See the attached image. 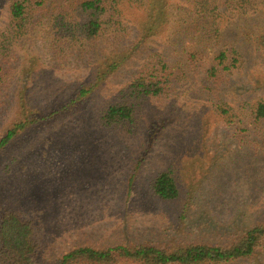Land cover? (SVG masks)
Masks as SVG:
<instances>
[{"label":"rangeland","instance_id":"1","mask_svg":"<svg viewBox=\"0 0 264 264\" xmlns=\"http://www.w3.org/2000/svg\"><path fill=\"white\" fill-rule=\"evenodd\" d=\"M6 1L0 0V31L8 23ZM176 1L188 6L186 0ZM256 9L249 17L234 12L225 23L239 20L223 38L246 60L226 89L238 100L264 97V7ZM185 12H174L171 25L183 28ZM140 17L125 20L128 31L118 42L128 48L124 57H141L65 111L59 112L74 86L92 79L88 63L61 66L41 42L29 39L19 50L22 58L13 61L15 71L0 101V139L15 124L26 126L0 151V213L20 210L44 224L40 264H55L83 247L226 246L264 222L260 136L236 130L213 112L196 83L144 102L134 127L100 123L101 113L116 102L146 57L173 55L174 44L163 32L139 40ZM174 33L176 49L192 45L188 33ZM244 128L252 132L250 125ZM167 170L174 172L180 190L172 201L152 190L155 178ZM232 264H264V250Z\"/></svg>","mask_w":264,"mask_h":264},{"label":"trees","instance_id":"2","mask_svg":"<svg viewBox=\"0 0 264 264\" xmlns=\"http://www.w3.org/2000/svg\"><path fill=\"white\" fill-rule=\"evenodd\" d=\"M186 1L188 6L178 5L176 0L6 1L8 23L0 31V101L8 85L6 79L15 71L13 61L22 58L18 53L27 39L41 42L50 59L61 66L74 61L76 66L88 63L91 67L93 76L87 81L88 86L75 85L74 94L59 112L92 95L129 62L141 57H124L128 48H122L118 42L127 34L128 21L141 16L139 40L146 35L157 38L165 33L167 41L174 44L173 55L152 52L146 57L138 73L122 86L116 102L101 113L100 123L106 127H134L144 102L167 97L178 86L191 81L207 95L213 112L236 130L259 135L264 145V97L252 100V97L242 96L238 100L226 92L236 74L245 69L246 60L236 44L224 40L227 29L239 21L225 25L228 16L236 12L238 16L247 17L257 11L256 7H264V0ZM182 11L186 12L180 17L183 28L179 29L171 25V19L177 17L174 12ZM190 16L192 21L189 22L186 17ZM177 31L182 36L189 34L190 47L183 43L182 48L176 49L178 44L173 38ZM52 114L55 112L50 116ZM245 125H250L252 132L242 130ZM25 126L26 122H20L9 129L0 139V151ZM152 190L164 201L175 200L180 195L172 170L160 173L152 183ZM43 225L20 210H3L0 213V264H40ZM263 250L264 222L260 221L226 246L185 243L172 248L137 245L97 250L83 247L65 253L55 264H232Z\"/></svg>","mask_w":264,"mask_h":264}]
</instances>
